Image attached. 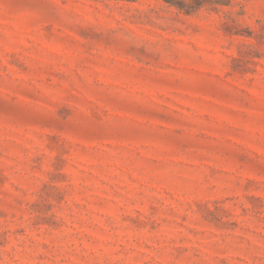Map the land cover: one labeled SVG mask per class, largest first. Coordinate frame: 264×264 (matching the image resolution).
<instances>
[{"label":"rangeland","instance_id":"1","mask_svg":"<svg viewBox=\"0 0 264 264\" xmlns=\"http://www.w3.org/2000/svg\"><path fill=\"white\" fill-rule=\"evenodd\" d=\"M0 264H264V0H0Z\"/></svg>","mask_w":264,"mask_h":264}]
</instances>
